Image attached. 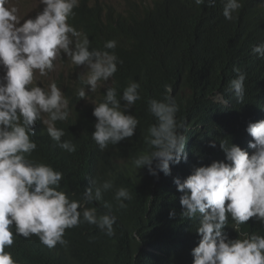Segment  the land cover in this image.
<instances>
[{
	"label": "clouds",
	"instance_id": "clouds-1",
	"mask_svg": "<svg viewBox=\"0 0 264 264\" xmlns=\"http://www.w3.org/2000/svg\"><path fill=\"white\" fill-rule=\"evenodd\" d=\"M166 1L176 22L152 15L117 31L135 34L144 26L177 49L194 50V63L228 74L227 92L237 103L249 81L260 97L235 126L224 119L230 107L224 94L192 97L184 76L172 75L163 82V99L147 102L155 123L144 136L147 150L134 158L140 84L125 85L114 75L122 68L144 73L119 45V54L107 51L115 40L91 49L89 36L71 20L83 4L125 14L152 1L39 0L42 11L21 23L18 9L0 0V264H31L37 247L66 250L71 236L87 235L89 225L97 227L102 248L133 260L141 251L130 249L111 205L103 203L105 213L98 205L113 190L118 165L133 166L131 185L142 191L133 203L137 193L123 187L113 198L128 212L126 237L142 244L145 255H180L182 242L165 233L181 227L191 236L189 264H264V0ZM193 19L201 27L191 28L182 46L181 31ZM126 50L153 58L162 47L132 42ZM86 106L94 125L89 133L73 113ZM122 148L120 160L106 157ZM144 232L159 236L147 240Z\"/></svg>",
	"mask_w": 264,
	"mask_h": 264
},
{
	"label": "trees",
	"instance_id": "trees-1",
	"mask_svg": "<svg viewBox=\"0 0 264 264\" xmlns=\"http://www.w3.org/2000/svg\"><path fill=\"white\" fill-rule=\"evenodd\" d=\"M151 1V6L148 2H143L138 6H132L125 14H118L111 8H107V10L104 11L99 5L90 8L87 4H83L71 20L72 26L77 31L82 29L89 36L92 43L95 45L90 46L91 49L104 50L103 45L105 42L115 40L117 42L115 49L107 51L118 53L116 48L119 45L122 52L127 55V58L136 61L140 70L144 73L141 76L122 68L117 70L114 75L117 80L124 82L123 84L125 85H128L130 82H137L140 84L138 93L141 99L133 105V111L136 112L139 119V124L136 129V140L130 147L134 153V158L147 150V145L144 143V136L146 135L147 128L155 123L154 117L147 111V102L149 99H163L165 94L163 82L172 75L175 78L184 76L183 81L186 83V86L191 88L192 97L205 92H219L224 94L230 105L229 108H226L224 119L226 122L235 126L240 124L245 115L254 112L260 97L257 84L249 81L245 90L243 103H237L233 95L227 94L226 86L229 78L228 74L219 72L214 68H206L200 64L194 63L197 57V53L194 50L189 49L185 51L177 49L174 43L166 39L158 38L155 33L150 32L144 26H141L135 34H122L117 31L122 25L136 23L141 20H149L152 18V15L158 16L161 14L174 17L176 22V14L169 12L174 11V9L166 0ZM194 26L200 28L201 22L197 19H193L192 21H188V25L182 29L180 34L182 46L188 41L191 28L194 30ZM141 36H146V40L149 41L143 42L144 40L141 39ZM132 42L140 48L162 47V50L158 56L151 58L137 51H127L126 44L132 45ZM196 42H199L197 38ZM174 90L175 86L173 87V91ZM75 94L76 91L70 93L69 97L75 96ZM230 98H233V100H230ZM76 104L79 105V108L82 105L80 103ZM184 105L185 104H181L180 108ZM79 108L73 111V113L77 112L74 117L80 122L83 131L86 133L93 132L94 125L91 123L89 116L90 107L86 106L82 109ZM125 151L126 150L123 148L118 151H109L106 157L118 161L125 155ZM60 156L64 159H69V156L65 153H60ZM143 169L145 168L139 170L141 171ZM134 172L133 166L129 170L118 165L116 178L113 181V190L104 193L103 201L98 202V205L102 207L103 213L108 211V209L102 206L103 203L107 202L111 205V214L116 217V227L123 235V238L126 239L127 244L131 246L130 249L141 251L137 253L133 260L117 258L107 249L102 248L97 227L89 225L87 235H83L82 232L78 231L71 236L70 246L66 250L52 253L39 247L35 248L31 264H189V262H186L187 258L185 251L187 245L190 243L191 236L181 227L169 229L165 233L167 238L176 242H182L183 246L180 255L164 253H150L145 255L146 250L142 244L137 245L132 243L126 237L128 212L120 210L113 197L115 189L120 187L127 189L131 195L134 191L135 194L137 193V197L129 203H133L137 198L142 196V191L140 189H135L131 185L130 177ZM139 177L144 183L148 184L145 174H139ZM148 185L150 186V184ZM142 207V203H135V208L141 209ZM250 229L257 230L255 227H250ZM144 235L147 240H152L159 236L157 233L149 232H144ZM20 256V254H17L18 258H20Z\"/></svg>",
	"mask_w": 264,
	"mask_h": 264
},
{
	"label": "rangeland",
	"instance_id": "rangeland-1",
	"mask_svg": "<svg viewBox=\"0 0 264 264\" xmlns=\"http://www.w3.org/2000/svg\"><path fill=\"white\" fill-rule=\"evenodd\" d=\"M9 7H16L18 9V15L23 20L35 18L38 12L42 11L43 5H39V0H9ZM64 56V55H63ZM58 59L57 61H59ZM86 71L83 67L80 70L79 75L83 74ZM217 100L221 101V98L218 96Z\"/></svg>",
	"mask_w": 264,
	"mask_h": 264
},
{
	"label": "water",
	"instance_id": "water-1",
	"mask_svg": "<svg viewBox=\"0 0 264 264\" xmlns=\"http://www.w3.org/2000/svg\"><path fill=\"white\" fill-rule=\"evenodd\" d=\"M61 59H63V55H61ZM227 94L232 95L230 93H227ZM224 97H226V96L224 95ZM230 100H233V98H230Z\"/></svg>",
	"mask_w": 264,
	"mask_h": 264
}]
</instances>
